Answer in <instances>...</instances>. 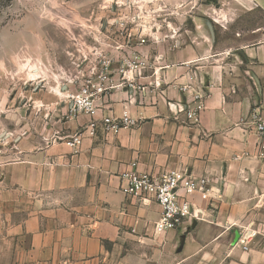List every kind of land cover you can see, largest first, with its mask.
Instances as JSON below:
<instances>
[{"label":"crops","instance_id":"obj_1","mask_svg":"<svg viewBox=\"0 0 264 264\" xmlns=\"http://www.w3.org/2000/svg\"><path fill=\"white\" fill-rule=\"evenodd\" d=\"M240 1L245 11L264 12V0ZM236 9H214L213 22L236 23ZM215 24L201 20L191 43L169 36L133 41L151 62L161 56L137 79L142 92L124 88L106 98L105 112L127 111L140 120L133 129L99 131L76 153L65 137L89 121L69 116L68 96L77 89L53 88L58 98L36 103L52 110L42 128L22 125L17 150L0 152V264H264V160L256 157L255 134L241 123L254 110L264 114V19L252 31L258 40L234 51L216 45ZM194 90L207 96L199 122L185 113ZM52 136L60 138L43 142ZM131 163L142 174L181 169L210 179L207 192L189 197L197 226L182 248L189 225L160 233V207L121 191L120 176ZM248 230L257 237L242 238ZM172 249L179 256L174 260L164 256Z\"/></svg>","mask_w":264,"mask_h":264},{"label":"rangeland","instance_id":"obj_2","mask_svg":"<svg viewBox=\"0 0 264 264\" xmlns=\"http://www.w3.org/2000/svg\"><path fill=\"white\" fill-rule=\"evenodd\" d=\"M230 6L241 17L216 25L214 9ZM263 19L261 9L245 11L240 0H0V152L17 150L22 125L42 128L52 110L36 103L58 98L53 88L77 89L107 60L119 65L124 52L116 47L129 33L191 43L200 21L210 20L216 45L234 51L258 40L252 31Z\"/></svg>","mask_w":264,"mask_h":264},{"label":"built area","instance_id":"obj_3","mask_svg":"<svg viewBox=\"0 0 264 264\" xmlns=\"http://www.w3.org/2000/svg\"><path fill=\"white\" fill-rule=\"evenodd\" d=\"M120 24L123 31H129L124 28L125 22ZM134 40H137L139 45H144L148 42L156 43L160 38L154 33L147 38L143 34L129 33L116 47L117 51L124 52L119 65L115 66L113 61L107 60L96 73L92 72L77 90L68 96L71 101L69 116L72 119L82 115L89 118V121L76 133L65 137L67 145L76 153L81 149L85 138L94 139L99 131L109 136L117 135L124 128L133 129L139 126L140 120L134 119L127 111L121 116L105 112L106 98L113 91L126 88L142 92L143 86L137 79L142 78L148 69L156 68L161 62V56L155 57L151 62L147 54L133 49ZM154 86L159 88L160 84L155 82ZM189 89L190 86L182 87V91ZM206 97L194 90L192 101L185 110L189 120L199 122L201 112L205 108ZM241 123L248 126L255 134L256 157L264 160V114L254 110L249 120H242ZM59 138L55 136L51 143L58 141ZM136 167L137 163H131L130 169L121 174V191L128 197L150 201L160 207L161 216L155 224L158 232L165 234L185 230L187 225H190L191 219L197 220L198 213L189 197L196 192H207L210 179L192 178L186 170L181 169L166 170L160 175L142 174L136 170ZM257 235L258 232L248 230L242 238L249 241Z\"/></svg>","mask_w":264,"mask_h":264},{"label":"water","instance_id":"obj_4","mask_svg":"<svg viewBox=\"0 0 264 264\" xmlns=\"http://www.w3.org/2000/svg\"><path fill=\"white\" fill-rule=\"evenodd\" d=\"M206 25L208 29V34L210 36V40H212V42H215V33H214L212 24L210 22H206ZM234 54L239 55L242 58V60H244V62L246 61L243 51L237 50L234 52ZM196 226H197V220L194 218L191 219L189 227L186 229L185 233L182 235L181 246H180L181 248L184 246L187 233L191 232V230L194 229Z\"/></svg>","mask_w":264,"mask_h":264}]
</instances>
